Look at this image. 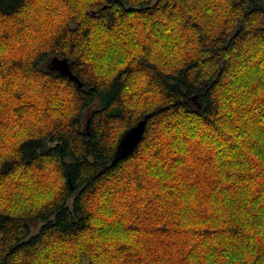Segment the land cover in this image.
<instances>
[{
    "label": "clouds",
    "instance_id": "clouds-1",
    "mask_svg": "<svg viewBox=\"0 0 264 264\" xmlns=\"http://www.w3.org/2000/svg\"><path fill=\"white\" fill-rule=\"evenodd\" d=\"M0 264H264V0H0Z\"/></svg>",
    "mask_w": 264,
    "mask_h": 264
}]
</instances>
